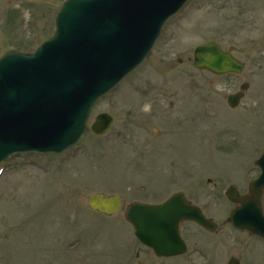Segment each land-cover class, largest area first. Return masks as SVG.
Wrapping results in <instances>:
<instances>
[{"label": "rangeland", "instance_id": "374dc122", "mask_svg": "<svg viewBox=\"0 0 264 264\" xmlns=\"http://www.w3.org/2000/svg\"><path fill=\"white\" fill-rule=\"evenodd\" d=\"M61 2L0 0V55L32 50L51 35ZM209 40L232 48L243 70L194 67V47ZM243 81L249 87L231 108L226 95ZM100 111L114 117L105 135L88 132L61 154L0 163V264H226L230 256L264 264L263 242L231 226L234 203L223 194L230 184L246 191L264 147V0H188L90 121ZM177 190L217 228L184 222L186 253L156 257L124 212L134 200L159 202ZM98 191L120 194L116 213L88 207L87 196Z\"/></svg>", "mask_w": 264, "mask_h": 264}, {"label": "water", "instance_id": "95a60500", "mask_svg": "<svg viewBox=\"0 0 264 264\" xmlns=\"http://www.w3.org/2000/svg\"><path fill=\"white\" fill-rule=\"evenodd\" d=\"M185 0H65L51 37L33 52L8 50L0 57V160L14 152H61L86 132L95 100L114 86L148 52L161 26ZM194 65L214 72L240 71L242 64L214 42L198 45ZM246 84L243 85L245 87ZM242 93L230 95L234 106ZM111 121L96 115L91 128L102 132ZM262 173L228 217L236 227L264 238L260 194L264 188V151L256 160ZM88 204L105 213L116 211L118 195L92 193ZM136 236L157 255L185 249L178 221L193 219L213 229L215 223L181 198L162 204L134 203L127 212ZM227 264H237L231 258Z\"/></svg>", "mask_w": 264, "mask_h": 264}]
</instances>
